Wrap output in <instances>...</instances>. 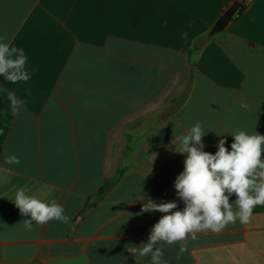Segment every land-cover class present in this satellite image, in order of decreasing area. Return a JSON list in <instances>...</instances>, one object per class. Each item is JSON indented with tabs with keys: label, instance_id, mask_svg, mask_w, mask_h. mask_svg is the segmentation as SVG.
I'll return each instance as SVG.
<instances>
[{
	"label": "crops",
	"instance_id": "0c3cea01",
	"mask_svg": "<svg viewBox=\"0 0 264 264\" xmlns=\"http://www.w3.org/2000/svg\"><path fill=\"white\" fill-rule=\"evenodd\" d=\"M229 1L0 0V42L24 50L31 76H0L24 101L0 160V264H149L126 249L164 215L142 212L146 200L185 207L175 136L199 121L215 154L234 131L264 135V0L210 35ZM12 154L20 164L5 163ZM19 187L71 219L27 230ZM181 243L157 245L166 264H264V206L177 258Z\"/></svg>",
	"mask_w": 264,
	"mask_h": 264
},
{
	"label": "clouds",
	"instance_id": "9594fccd",
	"mask_svg": "<svg viewBox=\"0 0 264 264\" xmlns=\"http://www.w3.org/2000/svg\"><path fill=\"white\" fill-rule=\"evenodd\" d=\"M27 57L22 48L0 42V76L17 84L27 82L31 76L26 69ZM10 111L19 116L24 104L14 93L8 94ZM241 108H249L246 102ZM206 132L197 121L187 133L175 136V152L185 155L184 170L175 180L177 196L185 207L177 209L176 202L156 203L146 200L142 212H160L164 215L151 229L148 242L139 246L128 245L127 251L135 259L149 257V264H166L164 252L158 244L173 245L179 242V255L187 251L186 242L195 240L197 234L205 231L220 232L230 223L250 222L253 209L264 206V135L255 130L251 133L237 130L231 133L234 142L231 150L220 139L215 154L203 150ZM5 163L20 164V159L12 154L5 157ZM30 189L19 187L13 203L21 215L30 217L22 223L32 231L33 224L43 226L52 220L67 224L71 219L65 209L55 199L50 202L29 195ZM235 195L234 203L230 197Z\"/></svg>",
	"mask_w": 264,
	"mask_h": 264
},
{
	"label": "trees",
	"instance_id": "16d2710c",
	"mask_svg": "<svg viewBox=\"0 0 264 264\" xmlns=\"http://www.w3.org/2000/svg\"><path fill=\"white\" fill-rule=\"evenodd\" d=\"M234 1L236 0H230L227 8ZM244 10H245V4L242 3L240 8L235 13L234 17L236 18L242 15ZM9 93L10 92L0 84V160H1V155L3 151L4 142L9 132L12 120L14 118V116L11 114V111H10V101L8 100ZM108 185H109V181L106 180L105 184L101 187L99 191L105 192L106 189L108 188ZM262 209H263V206L258 205L253 209V212L260 211Z\"/></svg>",
	"mask_w": 264,
	"mask_h": 264
},
{
	"label": "water",
	"instance_id": "95a60500",
	"mask_svg": "<svg viewBox=\"0 0 264 264\" xmlns=\"http://www.w3.org/2000/svg\"><path fill=\"white\" fill-rule=\"evenodd\" d=\"M244 0H236L234 1L228 8L223 12V14L219 17V19L216 21V23L213 25V27L210 30V35L217 34L225 29V27L228 25V23L232 20L233 16L237 12V10L240 8L242 2Z\"/></svg>",
	"mask_w": 264,
	"mask_h": 264
}]
</instances>
